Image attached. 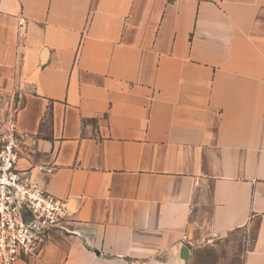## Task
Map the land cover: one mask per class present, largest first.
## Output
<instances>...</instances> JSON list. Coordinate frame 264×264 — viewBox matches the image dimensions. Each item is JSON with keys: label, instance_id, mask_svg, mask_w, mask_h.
I'll return each mask as SVG.
<instances>
[{"label": "crops", "instance_id": "obj_1", "mask_svg": "<svg viewBox=\"0 0 264 264\" xmlns=\"http://www.w3.org/2000/svg\"><path fill=\"white\" fill-rule=\"evenodd\" d=\"M11 126L70 214L17 264H264V0H0Z\"/></svg>", "mask_w": 264, "mask_h": 264}, {"label": "built area", "instance_id": "obj_2", "mask_svg": "<svg viewBox=\"0 0 264 264\" xmlns=\"http://www.w3.org/2000/svg\"><path fill=\"white\" fill-rule=\"evenodd\" d=\"M18 141L13 126L0 135V264L37 258L53 233L67 231L70 217L65 202L17 169ZM182 243L189 245L186 236Z\"/></svg>", "mask_w": 264, "mask_h": 264}, {"label": "rangeland", "instance_id": "obj_3", "mask_svg": "<svg viewBox=\"0 0 264 264\" xmlns=\"http://www.w3.org/2000/svg\"><path fill=\"white\" fill-rule=\"evenodd\" d=\"M13 120V116H10L8 114V116H6V118L4 119V121L6 122H12ZM215 249H213V247H211L210 249V253H206L202 256L199 257V262H202V263H206V264H211L213 261H217V264L221 261L222 257H225L226 255L217 248V252L213 251ZM237 260L235 263L233 264H240L239 262V258L238 257H235Z\"/></svg>", "mask_w": 264, "mask_h": 264}, {"label": "water", "instance_id": "obj_4", "mask_svg": "<svg viewBox=\"0 0 264 264\" xmlns=\"http://www.w3.org/2000/svg\"><path fill=\"white\" fill-rule=\"evenodd\" d=\"M183 249H184V251H187L186 247H184Z\"/></svg>", "mask_w": 264, "mask_h": 264}]
</instances>
